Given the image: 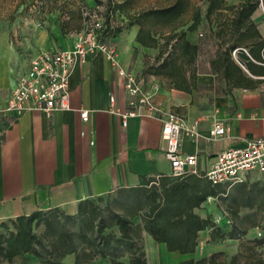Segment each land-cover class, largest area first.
<instances>
[{
  "label": "crops",
  "instance_id": "0c3cea01",
  "mask_svg": "<svg viewBox=\"0 0 264 264\" xmlns=\"http://www.w3.org/2000/svg\"><path fill=\"white\" fill-rule=\"evenodd\" d=\"M83 9L88 8H81L80 18L73 14L67 17L63 28L52 23L48 32L29 25L23 29L28 36L21 41L19 52H0V108L6 105L17 79L37 52L71 47L74 33L83 27ZM204 10L197 29L187 32V38L198 45L196 86L187 92L171 88L165 79L155 76L161 86L154 95L166 108L196 124L197 134L182 137L180 149L183 154L197 156L192 168L198 173H204L222 149L264 137V75L251 73L237 61L253 80L262 81L254 87H229L220 73L212 70L210 61L219 50L209 32L219 26L215 18L209 24ZM227 10L219 9L222 20L231 18L232 10ZM251 19L264 39L263 1ZM137 30L138 25H132L115 36L107 32L102 38L115 46L124 68L148 78L152 74L144 70L157 49L153 52L140 45L135 40ZM233 56L236 58L234 51ZM127 108L128 94L122 80L107 54L98 51L83 62H75L66 108L50 114L31 110L18 116L0 111V223L38 209L59 208L75 214L80 202L144 184L151 176L169 174L160 121L145 115L131 116L123 126L121 113ZM81 109L89 111L86 122L80 117ZM215 121L229 127L226 136H211ZM205 205L208 202L201 208ZM201 208L195 211L206 216ZM138 221L140 218L135 223ZM144 236L145 251L152 256L158 248L165 254L160 264L166 262V256V264H171L169 255L177 252L167 254L165 244L156 243L146 232ZM193 254H180L175 262L196 259Z\"/></svg>",
  "mask_w": 264,
  "mask_h": 264
},
{
  "label": "trees",
  "instance_id": "16d2710c",
  "mask_svg": "<svg viewBox=\"0 0 264 264\" xmlns=\"http://www.w3.org/2000/svg\"><path fill=\"white\" fill-rule=\"evenodd\" d=\"M116 1H105L102 36L110 30L112 19L119 21L107 33L112 36L138 25L135 40L144 47L157 49L144 71L165 79L169 87L188 92L196 86L198 45L187 38V32L201 23L202 10L197 1L206 2L204 17L209 24L213 18L218 19L219 27L209 32L219 50L210 61L212 70L220 73L229 87H254L262 81L253 80L237 62L253 74L264 75V39L251 19L260 0L232 3L227 8L232 10L228 21L222 20L219 13L225 0H164L163 5L136 11L126 19L121 18V5ZM117 191L125 213L110 212L108 206H101L102 197H98L80 202L75 214L51 208L10 219L11 229L0 233V264L25 253L41 258L43 264H89L96 257H109L116 262V257L124 255L129 264H146L142 232L156 243L165 244L169 252L193 253L199 232L212 228L210 238L214 241L220 231L210 215L201 216L195 211L209 196L226 202L229 217L233 218L226 238L243 237L264 214V189L248 188L244 183L230 187L213 184L203 173L193 171L162 173L147 178L144 184ZM243 207L251 212L240 215ZM136 216L140 221L135 223ZM41 225L43 231L37 234L34 228ZM263 239L242 242L243 250L230 256L217 251L209 256L183 259L179 264H264V250L259 249ZM69 254L74 256L71 263L64 261Z\"/></svg>",
  "mask_w": 264,
  "mask_h": 264
},
{
  "label": "built area",
  "instance_id": "2783aa9c",
  "mask_svg": "<svg viewBox=\"0 0 264 264\" xmlns=\"http://www.w3.org/2000/svg\"><path fill=\"white\" fill-rule=\"evenodd\" d=\"M82 16L83 27L74 33L71 47L37 52L30 59L28 69L17 79L6 105L0 111L18 116L31 110L50 114L57 109L66 108L69 76L75 62H83L89 54L105 52L128 94V108L121 113L122 125L131 116L145 115L159 120L162 138L166 141L165 155L170 162V173L176 175L195 172L192 166L195 165L197 156L181 153L180 146L182 137L197 134L196 124L189 123L182 115L155 100L154 95L161 86L157 77L136 75L123 67L115 46L102 39V15H96L91 9H83ZM80 117L86 122L89 111L81 109ZM228 132L229 127L218 121L213 123L210 131L213 138L226 136ZM251 172L264 173V137L250 138L242 146L222 149L203 175L213 184L230 187L243 182ZM214 199L212 196L207 198L208 201Z\"/></svg>",
  "mask_w": 264,
  "mask_h": 264
},
{
  "label": "rangeland",
  "instance_id": "374dc122",
  "mask_svg": "<svg viewBox=\"0 0 264 264\" xmlns=\"http://www.w3.org/2000/svg\"><path fill=\"white\" fill-rule=\"evenodd\" d=\"M93 1L94 2H91V0H0V52H2L3 55L4 53H13L15 50L19 52L22 49L21 41L28 36L23 29L25 30L29 25H34L38 29H46L48 32L49 24L52 25V23L61 25L63 28V23L71 14L77 18L78 15L79 18L81 17L80 12L83 7L93 9V12L96 15H104L106 0ZM116 2L121 5L119 13L123 19H126L128 15H131L136 11L164 4V0H117ZM232 2L233 1L231 0H225L224 8H228ZM197 3L201 7V10L205 9L206 2L197 1ZM216 21H218V19ZM118 23V20L112 19L110 21V30ZM149 50L156 52V48H149ZM241 183L246 184L248 188L258 187L264 189V173H248ZM117 193L119 192L117 191ZM117 193L115 192L102 197L99 203L103 207L108 206L110 212L125 213V209L122 208L120 203L121 199L118 197ZM206 202H208V205L200 208L203 213H206L213 218L216 224L220 227V231L216 236V240L211 241L210 232L212 231V228L202 230L199 233V243L193 254L194 257L200 258L203 256H209L217 251H223L230 256L236 253L239 249L243 250V246L241 245L242 242L252 240L253 238H264V214L258 225L250 227L246 235L243 237L226 238L225 236H227L228 232L231 230L233 222V218L229 217L226 202L223 200H206ZM249 212H251L250 209L243 207L240 209L239 214L244 215ZM134 220H138V216L134 217ZM3 224H6L7 227ZM68 226L70 229H73L72 226ZM10 229V222L7 221L0 223V233L6 234ZM34 231L37 234H41L43 226L35 227ZM222 235L224 237H222ZM141 237L143 244L147 245L144 232H142ZM155 248H157V246ZM259 249L264 250V239ZM168 253L169 251L167 254ZM164 256L165 254H162L158 248L152 251V256L151 252H147L146 250V264H160V261H164ZM179 256L180 254L177 253H173V256L169 255V262L171 264H177L178 260L175 262V259ZM73 258V254H69L65 256L64 261L71 263L73 262ZM165 260L166 262H164V264L168 263V256L165 257ZM115 261L116 262H113L109 257H96L89 264H129L126 255L116 257ZM42 262L41 258L31 253H25L15 257L11 262L3 261L2 264H43Z\"/></svg>",
  "mask_w": 264,
  "mask_h": 264
}]
</instances>
